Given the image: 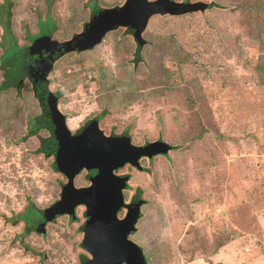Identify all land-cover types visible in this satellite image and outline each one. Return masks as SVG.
Here are the masks:
<instances>
[{"label":"rangeland","instance_id":"obj_1","mask_svg":"<svg viewBox=\"0 0 264 264\" xmlns=\"http://www.w3.org/2000/svg\"><path fill=\"white\" fill-rule=\"evenodd\" d=\"M11 1L10 29L22 44L44 16L57 24L61 40L80 32L91 3L124 0ZM196 1L231 10L151 17L141 36L162 42L154 63L143 47L133 65L125 30L107 32L88 52L57 63L49 88L59 92L57 109L71 128L105 110L98 124L103 134L124 130L137 146L158 139L177 146L147 160L149 176L134 175L136 186L124 190L143 189L147 203L128 238L144 255L154 254L150 262L146 255L147 264H264V0ZM4 98L0 264H79L81 256L88 258L80 246L82 206L74 220L63 215L47 222L42 235H23L22 223L9 221L29 202L48 208L65 180L51 169L50 157L36 153L44 131L23 139L39 114L26 80L18 94L11 90ZM87 184L84 171L73 179L74 187Z\"/></svg>","mask_w":264,"mask_h":264},{"label":"water","instance_id":"obj_2","mask_svg":"<svg viewBox=\"0 0 264 264\" xmlns=\"http://www.w3.org/2000/svg\"><path fill=\"white\" fill-rule=\"evenodd\" d=\"M205 9L206 5L201 1L132 0L131 4L126 1L122 6L97 11L75 38L84 37L75 50L90 49L101 42L105 33L123 28L133 38V63L136 65L140 50L146 43L141 34L150 16H179L202 13ZM11 17L12 14L9 15V23ZM70 44L65 42L61 45L64 52L73 49ZM43 84L46 85V82ZM17 87L16 92L19 93L21 86ZM44 100L47 110L41 114L44 125L50 122V131L45 139L43 153L46 155L43 154V157L53 156L55 172L64 177L65 183L61 186L58 200L48 207L49 216L42 227L57 216L65 215L74 220L75 209L82 206L85 220L80 246L88 258L79 264H146L142 251L128 236L135 232L141 206L147 202L140 198L125 203L122 189L127 177L115 176L114 172L124 165L140 170L141 158L149 160L157 155L163 156L176 150L177 146L161 139L137 146L131 143L129 136L106 137L98 129L96 121L72 134L65 125L63 114L56 107L55 96L48 92ZM80 171L85 172L88 184L74 187L73 179ZM121 210H124V215L118 218L117 213ZM40 231L42 235L43 228Z\"/></svg>","mask_w":264,"mask_h":264},{"label":"trees","instance_id":"obj_3","mask_svg":"<svg viewBox=\"0 0 264 264\" xmlns=\"http://www.w3.org/2000/svg\"><path fill=\"white\" fill-rule=\"evenodd\" d=\"M0 1H1L0 2V10H1L0 18H2V21H0V27L3 33V38H1V43H0V48L2 49L0 53V73H1L0 103H1V100H3L4 102V100L6 99L4 98V94L7 95L9 91L11 90H15L16 92V87L22 86L23 80H26V82L30 79L34 80L35 77H33L32 72H35L37 74L36 77L38 80L40 78L46 79L47 76L51 74V72H53L54 69L52 67H49V68L45 67V69L43 70L34 71L35 69H38V66L34 63V61L35 62L38 61V58L41 56V53L38 48L44 47L43 43L36 42L35 40L46 39L47 43L54 45L57 42L56 33L58 31H57V24L54 21H51L49 17L44 16L41 20L40 19L37 20V23L34 27L35 32H33L32 34L30 32L31 35H26L25 38H22V44L20 43L21 45H19V43L17 42L16 38L13 36L12 31L9 27L10 26L9 25L10 24L9 15L11 14V12H13V8L15 7V4H13L14 2H12L11 0H0ZM126 1L131 4L132 0H124L120 5H112L113 3L105 4L99 1L97 2V4L95 2L91 3L89 5L90 8L86 9V13L88 15V21L97 11L112 9L115 7L122 6L123 4L126 3ZM173 1L177 2V0H173ZM211 7H216V8H221V9L225 8V9L231 10V7L229 8L223 7L216 3H213ZM47 12L48 11H44V13H47ZM164 15H168V14H164ZM153 16L154 15L150 16L149 19ZM171 16H174V15H171ZM149 19H148V22H149ZM87 22H85L83 26ZM259 36L260 35H257L256 39H259ZM143 39L146 42L143 46L144 47L143 50L146 48L147 49V50L145 49L146 53L154 56L151 59L152 61L151 63H154L155 52H158L159 49L157 47H161L162 42L159 38H154L152 36L145 37ZM116 42H117L116 44H120V48L126 47L123 41L120 42L117 40ZM60 44L61 43H59V45ZM133 46L135 47V44H133ZM92 48L93 46L90 49ZM90 49H87V50H90ZM87 50H84V51H87ZM84 51H77V52L80 53ZM68 61H69L68 59H65L62 63H65ZM59 64L62 66L61 63ZM16 94L18 93L16 92ZM6 111H7V108H5V111H3V107L0 108V120L1 121H4V122L6 121L7 114H8ZM105 113H106L105 110H103L102 114L104 115ZM42 120H43V115L41 113L37 116L30 118V122L28 123V130L25 132V135L23 136L24 140L30 137H33V136L35 137L37 135V133L42 129ZM67 125L69 129H72L70 126V121H67ZM44 143H45V140H43L42 138L38 140V146L36 148V153L38 152L43 153ZM51 169L55 171L54 164L51 165ZM139 194H140V191L136 193L137 198L139 197ZM48 216H49L48 208L39 210L35 207V205L32 202H29L27 203L25 208L20 213L15 214L13 219H9V221L11 224H15L16 222L22 223L23 225L22 234L23 235H28L30 233H33L34 235H38V234L41 235L40 230L43 228L42 223L45 222ZM140 250L142 251L141 248ZM149 251L146 252L145 255L143 254L146 264L148 260L150 262V259L154 255V254L149 253ZM143 252L145 251H142V253ZM146 255H147L148 260L146 259ZM85 259L86 257L81 256V261Z\"/></svg>","mask_w":264,"mask_h":264},{"label":"flooded vegetation","instance_id":"obj_4","mask_svg":"<svg viewBox=\"0 0 264 264\" xmlns=\"http://www.w3.org/2000/svg\"><path fill=\"white\" fill-rule=\"evenodd\" d=\"M186 2H188V0H184V1H181L180 3H186ZM192 2V1H191ZM193 2H196V0H194ZM203 3H205V5H206V10H210L212 7H211V5L212 4H210V3H206V2H204L203 1ZM50 19V18H49ZM51 20V19H50ZM52 21V20H51ZM81 28H83V26L81 27ZM116 29H120V28H116ZM116 29H114V30H111V31H115ZM111 31H109V32H111ZM33 32H35V28H34V31ZM80 32H82V29L80 30ZM80 32H75V33H73V34H71L70 35V37H68V38H65V39H61V40H57V42H56V44H54V45H52V44H49V43H47V40L46 39H39V40H35L36 42H39V43H43V48H38L39 49V51H40V53H41V56L38 58V61H34V63L38 66V69H35L34 71H36V70H43V69H45V67H47V65L48 64H50L49 65V67H52L53 69H54V67H55V65L57 64V63H60V62H63L64 61V59L63 58H65L67 55H69V54H71V55H77V54H83V53H85V52H88L89 50H87V51H84V52H80V53H78L75 49H76V45H78L79 44V42H81L83 39H84V37H81V38H77V39H75L76 37H77V35L80 33ZM31 34H32V32H31ZM30 34V35H31ZM105 35V34H104ZM14 36V35H13ZM125 36L127 37V36H129L130 38H131V40H132V43L134 44V42H133V38H132V36L131 35H129L127 32H126V34H125ZM103 38H104V36H103ZM103 38L101 39V41L103 40ZM143 39V38H142ZM65 42H70L71 44H70V46H72L73 47V49H71V51H68V52H64L63 51V49H62V46L61 45H63V43H65ZM59 43H61L60 45H59ZM98 44H100V43H98ZM98 44H95V45H93V47L94 46H96V45H98ZM132 44V45H133ZM19 45H21V44H19ZM142 48H143V46H142ZM142 48H141V50H142ZM91 50V49H90ZM133 52H134V48H133V51H132V64L134 65V63H133ZM141 52V51H140ZM67 58V57H66ZM62 59V60H61ZM140 62V53H139V55H138V57H137V62H136V65L138 64ZM33 71V70H32ZM31 71V72H32ZM52 73V72H51ZM32 75H33V77H35L34 78V80L32 79H30V80H28L27 82H28V84H29V87H30V91H31V93H32V95H33V97H34V99L36 100V102H37V106H38V109H39V114L43 111V110H47V108H46V104L44 103V98H46V95H47V93L49 92V93H51V94H53L54 96H55V98H56V107L58 106V104H59V99H60V94H59V92L58 91H51L50 90V88H49V78H48V76H47V78L45 79L46 81H44V79H42V78H40L39 80L37 79V77H36V73L35 72H32ZM50 75V74H49ZM43 82H46V85H44L43 84ZM44 85V86H43ZM42 86H43V89H42ZM40 101V103L38 102V100ZM38 114V115H39ZM102 114V112L101 113H99V114H95V115H93L91 118H85L84 120H83V122L79 125V126H77V127H72V129H69V127H68V125H67V117L63 114V117H64V121H65V125H66V127H67V129L72 133V134H75V133H77L78 131L80 132L84 127H86V125H90L91 124V122H93V121H96L95 123H96V125H97V127L99 126L98 124H99V122L102 120V117H103V115H101ZM47 125V126H46ZM46 125H44L43 124V120H42V131H44V133H45V135L42 137V139L43 140H45V139H47L48 137H49V125H50V122L48 121V124L46 123ZM52 128V127H51ZM50 128V129H51ZM98 129H99V127H98ZM100 130V129H99ZM103 133V132H102ZM106 137H108V136H110V135H112L111 133H108V134H104ZM119 135H125V136H127V133L123 130V132L122 133H119ZM118 135V136H119ZM146 142H144L143 143V145L145 144ZM44 145H45V143H44ZM44 148V147H43ZM170 152V151H169ZM172 152H173V150H172ZM46 155L45 154V152L44 153H42V155ZM46 157H50L51 158V165L52 164H54V161H53V156L52 155H48V156H46ZM154 158H156L155 156L153 157V158H151L152 159V162H153V160H154ZM151 159H149V161L151 160ZM158 159V158H157ZM147 160L148 159H146V158H141L140 160H139V165H140V167H141V169L140 170H136L135 168H133V167H130L129 165H124L123 167H122V170L124 171L123 173H119V174H115V176H118V177H120V176H126L127 177V181H126V183H125V186H124V188L122 189V195H123V193H128L129 195H128V197H129V199L130 200H135V199H140L141 198V193H142V191H143V189H136V191H124L125 189H128V187H129V189H130V186H136V184H132L133 182H132V179L134 178V175H136V174H141V175H143L145 178L146 177H148L149 176V173L151 172V165H147ZM129 167V170H128V172H126L125 171V169L126 168H128ZM131 168V169H130ZM121 169V168H120ZM117 171V170H116ZM115 171V172H116ZM118 171H119V169H118ZM81 172V171H80ZM79 172V173H80ZM137 172H139V173H137ZM78 173V174H79ZM77 174V175H78ZM61 175V174H60ZM62 176V175H61ZM64 178V177H63ZM75 178V177H74ZM145 178H143V179H145ZM65 180V179H64ZM132 182V183H131ZM138 191H140V194H139V197L137 198L136 197V193L138 192ZM124 200V199H123ZM129 200V201H130ZM125 202V201H124Z\"/></svg>","mask_w":264,"mask_h":264},{"label":"clouds","instance_id":"obj_5","mask_svg":"<svg viewBox=\"0 0 264 264\" xmlns=\"http://www.w3.org/2000/svg\"><path fill=\"white\" fill-rule=\"evenodd\" d=\"M205 10H206V9H205ZM205 10H204V11H205ZM11 14H12V13H11ZM125 32H126V31H125ZM105 34H106V33H105ZM141 38H142V36H141ZM140 51H141V50H140ZM173 151H175V150H173ZM170 153H171V152H170ZM141 199H142V198H141ZM140 213H141V212H140Z\"/></svg>","mask_w":264,"mask_h":264}]
</instances>
